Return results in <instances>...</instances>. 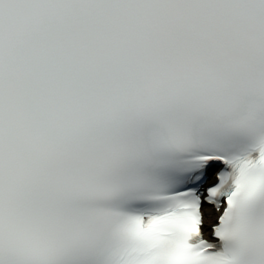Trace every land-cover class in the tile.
Returning <instances> with one entry per match:
<instances>
[{
  "label": "snow or ice",
  "instance_id": "1",
  "mask_svg": "<svg viewBox=\"0 0 264 264\" xmlns=\"http://www.w3.org/2000/svg\"><path fill=\"white\" fill-rule=\"evenodd\" d=\"M0 264H264V0H0Z\"/></svg>",
  "mask_w": 264,
  "mask_h": 264
}]
</instances>
